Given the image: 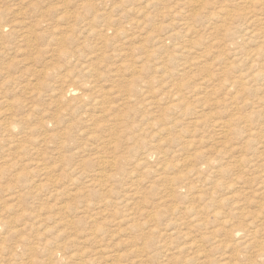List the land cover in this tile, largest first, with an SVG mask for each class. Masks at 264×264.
<instances>
[{"label":"rangeland","instance_id":"obj_1","mask_svg":"<svg viewBox=\"0 0 264 264\" xmlns=\"http://www.w3.org/2000/svg\"><path fill=\"white\" fill-rule=\"evenodd\" d=\"M200 13L0 0V264H264L262 57Z\"/></svg>","mask_w":264,"mask_h":264},{"label":"bare ground","instance_id":"obj_2","mask_svg":"<svg viewBox=\"0 0 264 264\" xmlns=\"http://www.w3.org/2000/svg\"><path fill=\"white\" fill-rule=\"evenodd\" d=\"M196 1L201 5V9L203 10V13L202 14L200 13V14H197L196 16H199L200 17V21L199 20L198 21H199L200 28L202 29L203 34L205 35V37L207 39H209V41L212 40V37L213 36H216V37L232 36V38L234 37L235 39L234 38L233 39L236 40V41L234 42V40H233L232 45H231L232 46L231 47V50L234 52V54H236V53L238 54L240 52L239 50L241 48L242 49H245L246 59H247V57L248 58L252 57L251 58V60H252L253 57H254L253 61L249 64V66H251V67L253 66L254 62L257 59V57L258 58L262 57V58H260V61L258 62L261 66L257 70L259 72L262 71V69L264 68V47H263V45L262 44H259V43H256L254 45L255 47H253L252 49H250L249 46H248V48H244V47H246L249 42L254 41V43H255V41H257V39H260L262 36H264V35L261 34V33H263L262 27L259 26V28H257V27L256 28H252V27H254L252 25H254V24L257 25L258 23L264 21V0H239L240 3H241V5L238 8H236L238 11H235V10L234 11H231V10H228V9H224L223 6H222L223 4H221V6H218L219 3H223L225 0H196ZM52 4H54V3H52ZM35 5H37V2H35ZM89 7H90V9H92L91 6H89ZM221 11H223V13L225 14L224 17L221 16V14H220ZM189 18H192V15L191 14L188 16V19ZM235 18H237V21H239V20L242 21V25L237 26V28H234L235 26L233 27V24H234V22H233L234 20L233 19H235ZM128 22L129 23H138L140 21L137 20V19H132V20H130ZM185 22L188 23L187 19H185L184 24H185ZM42 24H44V20L39 19L37 21V25L41 26ZM0 31H1V33H4L5 32V29L4 28H1ZM11 32H14V29H12ZM99 35L101 37L105 38L106 35H107V33H99ZM42 38H44V37H42ZM117 49H118V46H117ZM181 51L182 52H181V55L180 56L186 54L187 49H185L183 47V49ZM179 53H180V51H179ZM147 54L149 55V53H147ZM167 59H169V58H167ZM130 66L131 65H127L126 68L127 69H132ZM134 68H136V67L134 66L133 69ZM134 73L135 72L133 71V74ZM239 82H240V86L242 88H244L245 87L244 86V82H242V81H239ZM75 90L76 89L75 88H72V87L66 89L65 96H68L69 94L75 93L74 92ZM70 96H72V95H70ZM253 101H255V100H253ZM10 125L12 126L13 124H9L8 126H10ZM125 132H128V131H125ZM227 132H228V130H227ZM224 133H225V131H224ZM223 137H224V135H223ZM226 137H227V135H226ZM139 143L144 144L142 141L137 142L138 145H139ZM145 154H147L146 155V158L149 159V157L153 153L152 152H148V153H145ZM109 163H110V166L111 165L113 166V163L112 162H109ZM209 164H210V162H209ZM104 176H106V175H104ZM240 230L243 231L244 229L243 228L235 229L232 234L234 235V233L237 232V234H235V235L238 236L240 234ZM243 232H245V231H243ZM242 238L245 239L246 238V235L240 237V239H242ZM231 239H233V237ZM170 252H171V250H170ZM78 255H76V256H78ZM259 256H263L262 253H261V251L259 253ZM73 257H71V258H73ZM78 261H79V259H78Z\"/></svg>","mask_w":264,"mask_h":264}]
</instances>
